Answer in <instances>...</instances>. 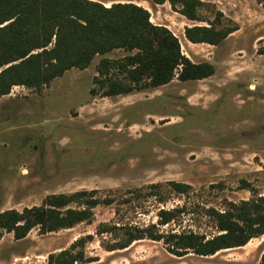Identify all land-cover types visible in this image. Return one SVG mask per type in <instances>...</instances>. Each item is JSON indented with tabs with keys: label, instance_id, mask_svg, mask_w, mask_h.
Segmentation results:
<instances>
[{
	"label": "rangeland",
	"instance_id": "obj_1",
	"mask_svg": "<svg viewBox=\"0 0 264 264\" xmlns=\"http://www.w3.org/2000/svg\"><path fill=\"white\" fill-rule=\"evenodd\" d=\"M92 1L110 7L125 0ZM202 1L200 22L175 12L168 2L141 0V6L149 9L153 24L178 37L191 61L214 66L208 78L176 76L159 87L104 96L106 85L97 82L100 61L128 54L115 49L49 83L13 85L0 95V211H22L42 205L50 195L80 191L112 200L101 201L91 221L73 228L42 234L36 227L20 240L5 232L0 264H49L50 254L87 235L94 237L84 248L88 261L76 264H259L264 235L210 257H178L149 239L108 251L120 232L98 233L103 223L147 226L158 221L160 209L184 207L181 220L161 230L209 237L218 229L207 209L224 211L230 202L264 196V6L259 0ZM217 12L224 15L221 27ZM225 19L238 29L218 45L194 44L185 37V26L214 23L218 29ZM23 60L3 65L0 73ZM112 76L123 78L116 72ZM3 77L0 88L11 75ZM169 182L190 189L181 194ZM153 184L163 188L148 195ZM132 189H142V195L131 197L127 191Z\"/></svg>",
	"mask_w": 264,
	"mask_h": 264
},
{
	"label": "trees",
	"instance_id": "obj_2",
	"mask_svg": "<svg viewBox=\"0 0 264 264\" xmlns=\"http://www.w3.org/2000/svg\"><path fill=\"white\" fill-rule=\"evenodd\" d=\"M259 1L264 6V0ZM153 2L159 5L168 2L188 20L204 21L200 11L206 3L202 0ZM221 18H224L223 13L217 12L216 24L220 27ZM208 24L185 26L186 39L194 44L218 45L238 29L231 20H226L224 27L218 29L216 24ZM115 49H124L128 54L121 60L103 58L100 61L101 79L97 82L102 87L106 85L104 96L159 87L176 76L182 81L203 80L215 72L208 62L191 61L182 52L178 37L169 28L153 24L150 11L134 3L120 2L107 7L92 0H0V67L24 59L0 73V79L7 73L11 75L0 88V95L8 94L13 85L49 83L68 68H85L94 56ZM35 50L41 51L33 54ZM115 72L123 78L114 79ZM167 186L181 194L190 189L189 185L177 182H169ZM161 188V184L150 185L147 194ZM242 188L247 189V186ZM142 191L132 189L127 193L137 198ZM95 195L96 191L53 194L40 206L0 211V240L5 232L13 233L15 239L20 240L36 227L46 234L89 222L94 216L93 209L101 201L112 203ZM72 204L77 207H70ZM184 211V207L160 209L158 221L147 226L103 223L98 233L120 232L119 240L106 247L108 251L125 249L136 241L149 239L161 241L169 253L178 257L189 254L210 257L222 250L245 246L253 238L264 235V196L230 202L224 211L207 209V215L218 229L216 235L209 237L192 230H161L162 226L179 222ZM93 239L92 235L81 237L70 248L50 254L49 264L88 261L84 248L86 242ZM259 264H264V253Z\"/></svg>",
	"mask_w": 264,
	"mask_h": 264
},
{
	"label": "crops",
	"instance_id": "obj_3",
	"mask_svg": "<svg viewBox=\"0 0 264 264\" xmlns=\"http://www.w3.org/2000/svg\"><path fill=\"white\" fill-rule=\"evenodd\" d=\"M153 1V0H152ZM122 3H124V2H128V3H134V4H136V5H139V6H141L142 4V2H141V0H128V1H121ZM154 3V2H153ZM155 4V3H154ZM156 5H159V4H156ZM108 7V6H107ZM141 7H143V8H145V9H147L146 7H144V6H141ZM149 10V9H148Z\"/></svg>",
	"mask_w": 264,
	"mask_h": 264
}]
</instances>
